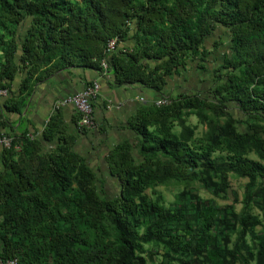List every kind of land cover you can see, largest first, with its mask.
Listing matches in <instances>:
<instances>
[{
    "label": "trees",
    "instance_id": "16d2710c",
    "mask_svg": "<svg viewBox=\"0 0 264 264\" xmlns=\"http://www.w3.org/2000/svg\"><path fill=\"white\" fill-rule=\"evenodd\" d=\"M219 26L230 51L211 88L167 94V78L189 60L207 71L205 40ZM131 33L133 51L107 52L110 39ZM78 66L171 100L143 105L130 120L136 140L106 156L119 183L111 198L64 134L59 109L41 136L14 130L8 117L23 112L43 69ZM2 89L0 135L12 141L0 144V264H264V0H0ZM231 176L248 179L240 210L194 187L227 199ZM173 183L183 187L167 201L159 187Z\"/></svg>",
    "mask_w": 264,
    "mask_h": 264
},
{
    "label": "crops",
    "instance_id": "0c3cea01",
    "mask_svg": "<svg viewBox=\"0 0 264 264\" xmlns=\"http://www.w3.org/2000/svg\"><path fill=\"white\" fill-rule=\"evenodd\" d=\"M226 35L227 29L219 26ZM210 38V37H209ZM208 38V39H209ZM205 45L207 46V41ZM226 38L219 36L216 41L224 42ZM136 39L132 33L118 44V50L131 52L136 46ZM223 45V44H222ZM206 62L216 59L213 49ZM151 66L157 63L148 61ZM221 63V62H220ZM200 60H189L187 67L181 69L179 74L167 78V86L164 91L172 96L191 94L201 91L200 87L211 88L213 80L209 70L199 68ZM51 72L43 69L42 79L39 80L30 95L26 107L22 113H9L8 117L14 130L24 131L28 129L32 134L41 136L43 128L55 113L53 107L57 100L70 94L81 92L90 83L98 81L101 91L94 100L95 118L98 128L95 130L83 129L79 126V115L73 106H63L59 109V117L64 134L72 137L74 149L85 158L88 165L94 170H101L102 163L107 164L106 156L117 145L123 142H134L137 134L132 128L131 118L148 103H153L161 96L152 88L142 83L119 85L115 82L113 72L101 73L98 70L87 67H60L51 68ZM25 74L19 72L12 82V90L19 92L22 79ZM203 85V86H202ZM12 132L11 130L9 131ZM47 146V145H45ZM108 168V164H107ZM97 170H95L97 172Z\"/></svg>",
    "mask_w": 264,
    "mask_h": 264
},
{
    "label": "rangeland",
    "instance_id": "374dc122",
    "mask_svg": "<svg viewBox=\"0 0 264 264\" xmlns=\"http://www.w3.org/2000/svg\"><path fill=\"white\" fill-rule=\"evenodd\" d=\"M225 37L226 42L225 44L219 46L218 48H215L214 46V41L218 39L219 36ZM207 46L211 49H213L214 53L216 54V59L208 63L207 70L210 69V74L208 75V78L211 76V79H213V68L216 67L220 62L223 60V55L224 53L226 54L228 51H230V36L229 33L227 32L226 35L224 32L221 31L220 29H217L215 33L208 39L207 41ZM203 86V85H202ZM201 91H207L209 88L206 84V86L200 87ZM230 112L236 117V118H242L243 114L241 111L237 108L236 105L230 104ZM188 121L192 125L197 126V133L198 135H202L205 133L208 129V125L205 123H202L198 116L195 114H190L188 117ZM253 157L256 158V155L253 154ZM101 170H97L98 177L100 178L99 180V191L100 193L105 196V197H114L118 194L119 192V183L116 180V178L112 177L109 173V169L107 168V164L102 163L100 166ZM231 190L229 193V198L227 199H221V198H214L212 194H210L208 191H206L204 188L199 183H195L194 187L197 188L199 193L203 195L206 198H213L217 201L218 204L220 205H225V204H231V203H236L237 209L240 210L242 207V204L240 203L244 191H245V184L248 182L247 178H240L236 176H231ZM183 187V184H170L167 186H161L159 187L160 191L165 195L167 201H172L174 199V195L177 193V191ZM233 191L237 192L238 195V200H236L235 195H233ZM156 262H159V259L156 258Z\"/></svg>",
    "mask_w": 264,
    "mask_h": 264
},
{
    "label": "built area",
    "instance_id": "2783aa9c",
    "mask_svg": "<svg viewBox=\"0 0 264 264\" xmlns=\"http://www.w3.org/2000/svg\"><path fill=\"white\" fill-rule=\"evenodd\" d=\"M118 46V39L112 38L108 41L107 52L112 53ZM102 65L107 69L108 62L103 60ZM101 91V85L98 81L90 83L84 87L81 92L70 94L64 98L57 100L54 104V111L63 106H73L79 115V126L85 129L95 130L98 128V122L95 118L94 100ZM9 91L7 89L0 90V98L7 97ZM171 102L168 97H160L155 99L153 103L156 105H167ZM12 139L6 135H0V144L10 147ZM14 264V262H10Z\"/></svg>",
    "mask_w": 264,
    "mask_h": 264
}]
</instances>
